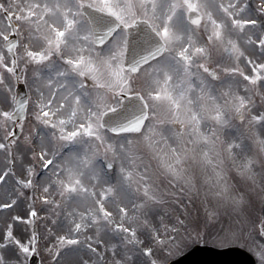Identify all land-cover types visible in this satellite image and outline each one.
I'll list each match as a JSON object with an SVG mask.
<instances>
[{"label":"rangeland","instance_id":"rangeland-1","mask_svg":"<svg viewBox=\"0 0 264 264\" xmlns=\"http://www.w3.org/2000/svg\"><path fill=\"white\" fill-rule=\"evenodd\" d=\"M87 1L124 24L150 19L168 53L130 77L124 33L96 48L81 14ZM196 2L199 29L182 0H0V264H29L33 251L42 264H168L197 244L238 246L264 264V49L252 37L264 24V0ZM4 12L19 23L28 53L61 36L83 70H56L54 55L47 73L35 68L52 49L26 65L20 55L19 81L37 103L31 127L25 122L8 143L18 78L4 48ZM224 29L234 44L222 43ZM132 92L150 108L142 132L104 130L102 114Z\"/></svg>","mask_w":264,"mask_h":264},{"label":"water","instance_id":"water-1","mask_svg":"<svg viewBox=\"0 0 264 264\" xmlns=\"http://www.w3.org/2000/svg\"><path fill=\"white\" fill-rule=\"evenodd\" d=\"M84 12L93 17L101 13L90 6H85ZM189 17L192 22L193 19H198L199 22L201 19L198 12L189 14ZM90 19L95 21L94 18ZM93 26L95 28V24ZM137 26L139 29L135 30L134 33L129 29L131 33L130 47L134 46L135 54H129L126 60V68L132 72L138 71L143 64L165 51L164 41L148 22L138 23ZM142 36L143 39L141 40ZM141 41V45L145 49L139 50ZM16 94V115L13 117L18 120L24 117L26 108L25 90L22 85L18 86ZM146 117L147 106L140 96H124L122 106L119 109L107 112L103 117L102 124L104 128L115 134L139 132L145 123ZM237 118L239 120L243 119L242 111L237 113ZM31 264H39L38 258L33 257ZM170 264H255V260L248 252L237 247L217 249L211 246H195L191 251Z\"/></svg>","mask_w":264,"mask_h":264},{"label":"flooded vegetation","instance_id":"flooded-vegetation-1","mask_svg":"<svg viewBox=\"0 0 264 264\" xmlns=\"http://www.w3.org/2000/svg\"><path fill=\"white\" fill-rule=\"evenodd\" d=\"M261 1V0H260ZM252 26H257V25H252ZM242 28H244V25H241ZM258 27H260V30L258 32H256L255 34H252V37H254L257 40H260V41H257L259 43H257V46L258 48H263L264 49V34H262V32H264V24H261L259 25L258 24ZM256 35H260V38ZM242 37V36H241ZM250 39L253 40V38L249 37ZM256 46V45H255ZM255 53H256V47H255ZM257 54L259 55L257 57V61H258V65H257V68L259 69V73H260V78H259V81L257 82V90H258V93L262 95H264V65H263V62L262 60L264 59V53L261 51V49L257 52Z\"/></svg>","mask_w":264,"mask_h":264},{"label":"snow or ice","instance_id":"snow-or-ice-1","mask_svg":"<svg viewBox=\"0 0 264 264\" xmlns=\"http://www.w3.org/2000/svg\"><path fill=\"white\" fill-rule=\"evenodd\" d=\"M183 3V7L187 9V12L189 14L193 13V12H198V4L196 2V0H182ZM193 23H199L198 19H193ZM126 26V25H124ZM168 29L165 27L164 28V32L167 33ZM112 35H115V32L112 33ZM111 37L109 36V39ZM104 42V41H102ZM135 70V69H134ZM109 167H111V165H109Z\"/></svg>","mask_w":264,"mask_h":264},{"label":"bare ground","instance_id":"bare-ground-1","mask_svg":"<svg viewBox=\"0 0 264 264\" xmlns=\"http://www.w3.org/2000/svg\"><path fill=\"white\" fill-rule=\"evenodd\" d=\"M226 34H228V33H226Z\"/></svg>","mask_w":264,"mask_h":264}]
</instances>
